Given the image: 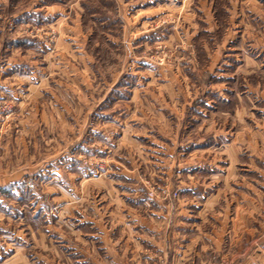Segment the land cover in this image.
Returning a JSON list of instances; mask_svg holds the SVG:
<instances>
[{
	"label": "rangeland",
	"instance_id": "rangeland-1",
	"mask_svg": "<svg viewBox=\"0 0 264 264\" xmlns=\"http://www.w3.org/2000/svg\"><path fill=\"white\" fill-rule=\"evenodd\" d=\"M262 110L264 0H0V264H116L150 225L144 264H264L256 206L232 255L164 246L213 194L185 188L216 183L215 135L247 123L260 152Z\"/></svg>",
	"mask_w": 264,
	"mask_h": 264
},
{
	"label": "crops",
	"instance_id": "crops-1",
	"mask_svg": "<svg viewBox=\"0 0 264 264\" xmlns=\"http://www.w3.org/2000/svg\"><path fill=\"white\" fill-rule=\"evenodd\" d=\"M57 1L62 2L63 0ZM44 7L45 10H48L50 7H52L51 10H61L60 7L54 8L57 6L52 5H44ZM41 9L42 7H37L34 10ZM263 113L264 111L262 112V116H264ZM244 122L246 123L245 120ZM232 125L231 127H235L234 129L229 128L227 129L228 131L219 132V134L214 137V140L217 142L215 144L218 146L216 147L218 151L216 150L215 153L219 155L217 161L218 166H216L215 173L212 176V179H215L216 183L212 185L208 181H197L195 184H188L185 188L189 191L212 190L213 194L211 198L204 197L200 200H181L177 203L176 207L180 206L183 208L180 210L181 214L179 213L180 217L183 218L181 220L187 221V223H183L179 221L180 219H177L175 215L178 214L177 212L173 214L175 216H170L171 214L169 212L165 216L166 230L164 232V240L166 243L164 246L168 245L165 255L171 253L172 257L176 256V261H174V263L177 262L178 258L183 260L184 255L190 252L194 244L192 241L193 237L190 235L192 230H194V234L198 236V238L206 240L208 246L212 245L216 251H219V253L223 255H230L235 251L231 245L238 236L236 231L238 217H251L256 206L259 207L260 221L264 223V117H262V131H256L260 132V152L254 150V145H252L255 136H253L251 125L246 123L245 126L243 124L242 127L245 132L241 135L236 129V124ZM222 147H224L223 151H221ZM254 159H259L261 162L259 168L261 176L260 184H255L251 180L252 174L256 171L252 168L253 165L255 166ZM254 190L259 191L260 194H254ZM203 196L204 195H202V197ZM254 198L257 199V202ZM189 206L192 208L189 209ZM151 228L152 225H150L148 229V237L146 238H142L140 233L134 234L136 240H133L135 243H132V246L127 250L122 249L120 244H116V247L113 249L115 251L114 255H112V257H114L113 260L116 259V264H144V261L141 259L143 255H146V252H144L146 249L144 250L143 247H148L149 256L152 254L154 248H156V250L159 249V246L153 240L154 233H156L155 229ZM243 229H247L246 226H244ZM187 231L188 233H186ZM143 234L145 235L146 233ZM129 238L130 237H127V239ZM188 238H190V240ZM174 239L180 241L184 250L180 249L178 252L173 250L174 248L171 247V244ZM224 239L227 241L224 242L223 247L226 248L228 246V248L222 252V240ZM140 243L144 246H140ZM225 244H227V246H225ZM233 246H235V244ZM231 249H233L232 252ZM101 250L108 251V247L104 246ZM205 252L204 246H201L196 254L202 258ZM105 253L106 257L107 254L108 256L110 255L109 252ZM101 254H103V252ZM124 256H129L130 258L127 260L124 259ZM170 262H173L172 258Z\"/></svg>",
	"mask_w": 264,
	"mask_h": 264
}]
</instances>
